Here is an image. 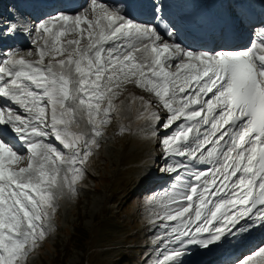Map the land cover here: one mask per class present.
I'll return each mask as SVG.
<instances>
[{"label": "snow or ice", "instance_id": "6c2138e0", "mask_svg": "<svg viewBox=\"0 0 264 264\" xmlns=\"http://www.w3.org/2000/svg\"><path fill=\"white\" fill-rule=\"evenodd\" d=\"M23 30L36 34L33 43L42 40L43 44L28 50V56L33 51L38 54L36 61L18 52L0 60V98L27 113L22 116L0 106V264H27L46 239L48 210L55 211L53 201L65 190L77 194L75 185L84 176L82 165L92 155L91 147H99L96 138L103 136L102 128L110 123L117 89L134 77H138L136 86L154 93L170 113L165 128L181 116L187 120L202 117L205 109L212 116L209 121L204 115L197 124L185 125L163 141L166 152L188 156L193 163L181 161L162 171L184 168L196 183L184 184L183 190L162 203L160 219L176 222L169 229V243L179 247L157 264H183L187 245L207 249L254 226L252 210L257 204L264 205V29L258 34L259 41L249 48L197 53L168 42L151 25L134 23L121 11L90 0L84 14L57 12L34 29L25 26ZM19 31L16 23H10L0 30V39ZM71 33H80V38L62 43V37ZM166 35L173 37V30ZM84 40L86 45L81 47ZM124 40L126 47L116 43ZM109 42L113 46L106 48ZM65 53L67 59L56 60ZM46 56L56 63L50 60L45 64ZM172 67L175 72L166 70ZM190 87V95H178ZM208 93L212 96L204 99ZM174 102L179 103L178 108ZM197 104L199 110L192 108ZM146 106L150 107V102ZM85 117L91 135L71 132V125ZM151 119L159 121L161 117L153 112ZM209 123L211 132H206L201 142L199 124ZM194 129L196 147L176 146L187 141ZM9 134L21 142L20 148L7 138ZM50 136L67 154L44 142ZM209 143L213 147L205 152ZM21 148H26L27 155ZM25 160L27 166L17 169ZM196 162L216 165L211 182L206 171L195 170ZM259 218L264 226V213ZM256 255L264 257V246ZM252 259L246 258L242 264H252Z\"/></svg>", "mask_w": 264, "mask_h": 264}, {"label": "rangeland", "instance_id": "374dc122", "mask_svg": "<svg viewBox=\"0 0 264 264\" xmlns=\"http://www.w3.org/2000/svg\"><path fill=\"white\" fill-rule=\"evenodd\" d=\"M117 7L121 6L115 4L114 8L118 10ZM9 8V21L17 19V24L22 28L25 25L33 26L29 20L24 22L28 18L26 8L22 7L18 11H11ZM89 8L86 4L76 14H84ZM86 27L82 25V28ZM79 38L80 33H77L67 40ZM67 40L62 39V43ZM28 43L32 47L38 45L31 39ZM81 47H84L82 43ZM18 48H10L6 53L17 52ZM34 59H39L38 54ZM63 59L67 57L64 56ZM49 61H45V64ZM51 62L56 63L53 60ZM135 96L137 97L134 98ZM132 98L133 104V100H130ZM149 102L150 107L146 106ZM113 104L115 107L110 113V123L102 128L103 136L96 138L99 147H91L92 155L82 165L84 176L75 185L77 194L72 196L65 190L63 196L54 199L55 211L49 209L50 219L45 221L50 231L28 257L27 264H157L165 254L172 251L175 243H169L168 232L176 222L160 219L164 210L162 203H166L168 196L174 192L183 190L184 184H194L196 181L184 172V168L174 172L162 171L181 161L189 165L193 163L188 156L166 152L163 141L182 131L183 126L195 125L196 120H187L181 116L170 127L165 128L164 122L170 113L163 108L154 93L142 87L129 93L119 92ZM105 105L106 102L101 107ZM174 107L178 108L179 103L174 102ZM153 112L161 117L159 121L151 119ZM50 114L49 105V120ZM77 118L80 119L79 116ZM85 121L87 122L86 117L79 124H72L70 131L84 132L90 136V127H85ZM50 129L49 124V131ZM121 129L124 131L121 132ZM194 137L193 131L187 141L182 140L176 146L196 147ZM202 140L203 137L200 138L201 142ZM44 142L62 149L59 142L51 136L44 138ZM212 146L204 147L205 152ZM21 149L27 155L26 148ZM156 149L162 153V157L154 165H150L153 161V153L150 155V152ZM62 151L67 154L68 150ZM202 164L196 162L195 169L206 171L207 179L211 182L216 165L205 164L206 167H202ZM26 166L27 161L19 167ZM219 183L220 181L218 186ZM165 224L168 225L167 228L161 227ZM188 247L196 249L186 252ZM186 251L183 257L189 259L183 260V264H194L203 255L199 245H187Z\"/></svg>", "mask_w": 264, "mask_h": 264}, {"label": "bare ground", "instance_id": "6f19581e", "mask_svg": "<svg viewBox=\"0 0 264 264\" xmlns=\"http://www.w3.org/2000/svg\"><path fill=\"white\" fill-rule=\"evenodd\" d=\"M4 1H7V0H0V6H2V11L4 12ZM88 1H90V0H88ZM215 1L216 0H205V1H201V0H188L187 2L190 4V5H192V6H194V7H198V6H200V5H203V3H206V4H212V6H214V4H215ZM221 1V3L220 4H222V2L223 1H225L224 2V4H222V6H225V8L226 9H228L229 7H230V4H231V2H233L234 0H220ZM40 2V1H39ZM39 2H37V3H39ZM98 2H101V3H104L105 5H108V6H110V8H114V3H112L111 1H108V0H98ZM141 2H142V0H140V2L139 3H136L135 2V5H138V7H140V5H141ZM252 2V1H251ZM28 3H31V5H29V4H27V3H25L24 5H25V7L24 8H28V10L30 11V13L31 14H35L34 16H32V19H31V24H33V26L31 27V26H27L28 28H30V29H34V27L39 23V22H41V21H43V20H46L49 16H52V15H54V13L53 14H51V9L50 8H45V9H42L43 7H41V9L42 10H40L39 11V5H36V7H33V4L35 3V1H33V0H30ZM263 5V4H262ZM218 6V2H217V5H216V7ZM261 8H263V7H261ZM49 9V10H48ZM223 9V8H222ZM226 9H223V10H225V12L224 11H220L219 13H218V18H222V19H224L223 17H224V15L225 14H227V10ZM74 9H71L70 11H68L67 13L68 14H70L69 12H71V15H73V16H75V14L78 12V11H80V9L79 10H76L75 12L73 11ZM88 10V9H87ZM86 10V11H87ZM217 10L215 9L213 12H212V14H214L215 12H216ZM126 12V14H128L131 18H134V15H135V13L134 12H130V8H129V10H126L125 11ZM144 14V13H143ZM31 18V17H30ZM89 19H92V17L90 16L89 17ZM139 20H141V21H146V20H148V18L147 17H140V18H138ZM25 20V19H24ZM27 20H29L28 18H27ZM25 22H27V21H25ZM21 32H23L20 36H19V38L20 39H18V41L20 40V41H22V42H20L18 45L20 46V48L17 50V52H18V55L19 56H23L25 59H31L32 61H34L35 59H34V56L37 54L35 51H33V54L31 55V56H28V50L29 49H36V48H38V47H40L42 44H43V41L42 40H39V41H37V43H38V45L36 46V47H32V46H30V44L28 43V40L29 39H31V41H33V37L36 35L35 33H32V34H29V32H26V31H24L23 30V28H22V31ZM77 33H71V34H66L64 37H62V39H64V40H67L68 38H70V37H74L75 35H76ZM237 34V33H236ZM258 34H259V32H258ZM257 34V39H259L260 37H259V35ZM86 35V34H85ZM236 36H239L238 34L236 35ZM244 37H246V35H244ZM164 38H166V37H164ZM217 41H219V43L221 44V41L220 40H218L217 39ZM188 42H190V41H188ZM82 44L85 46L86 45V40H84V41H82ZM108 44V43H107ZM11 45H12V47H16V42L15 41H12V43H11ZM23 47H25V48H23ZM5 51L6 50H9V48H6V49H4ZM1 47H0V55H2L5 51H4ZM10 51V50H9ZM64 56H66L67 57V53H65V55ZM64 56H59V55H57L56 56V60H59V59H63V57ZM3 57H4V54H3ZM47 60H52V57L51 56H46L45 57V61H47ZM56 60H53V61H55L56 62ZM171 69H175V67H172V68H168V69H166L167 71H169V72H175L176 71V69L175 70H171ZM150 75V74H149ZM94 78V77H93ZM136 78H138V77H134L133 78V80H132V82H125V83H123L122 85H121V87H120V89H117L120 93L121 92H127V93H129V92H131V91H134L136 88H138L137 86H136V84H135V79ZM1 83H2V81H0ZM129 87H131V88H129ZM123 88V89H122ZM144 89V88H143ZM145 90V89H144ZM137 96H135L134 98H136ZM134 98H132V99H130V100H133L132 101V104H133V102H134ZM22 116H24V115H22ZM208 117H211V115H208ZM78 119V118H77ZM84 124L86 125L85 127H90V126H88L87 125V122L85 121L84 122ZM188 125V124H187ZM189 126V125H188ZM211 132V131H210ZM204 136V132L203 133H200V138H202ZM194 140V139H193ZM16 143H18V141H16ZM224 144V141H221V145H223ZM211 147V146H210ZM213 147V146H212ZM207 148V147H206ZM26 162V160L25 161H22V162H20L19 164H17L16 165V167H18V166H20V165H22V164H24ZM218 182H219V179H218V181H217V184H218ZM165 185V184H164ZM163 188V187H162ZM164 188H166L165 186H164ZM170 238V237H169ZM246 245H247V243H246ZM260 245H262V244H260ZM177 247V245L176 244H174L173 245V247H172V250L174 249V248H176ZM214 247H216L217 249H219V248H221L222 246H221V243H218V244H216V245H212V246H210L209 248H207V249H204V248H201L200 247V253H202V254H204L206 251L207 252H209L210 250H213L214 249ZM258 247H259V245H256L255 247H254V254H250L249 255V257H252L253 259H252V264H264V257H261V256H258V255H256V253H257V251H258ZM196 248H198V246H196ZM196 248H192V247H188V249H187V251H186V249H185V251L186 252H190V251H193L194 249H196ZM213 248V249H212ZM215 248V249H216ZM226 249L227 248H225V247H223V249L219 252V253H224L225 251H226ZM228 255V254H227ZM245 256H247V255H245ZM204 257V256H203ZM226 256H223V258H225ZM249 257H247V258H249ZM205 258V257H204ZM182 259V261L183 260H188L189 259V257H182L181 258ZM205 259H207V261L206 260H203V261H206V262H208V260H209V258H205ZM198 261H200V260H198ZM212 262V259L209 261V263H211ZM223 261H220V263L219 264H221Z\"/></svg>", "mask_w": 264, "mask_h": 264}]
</instances>
